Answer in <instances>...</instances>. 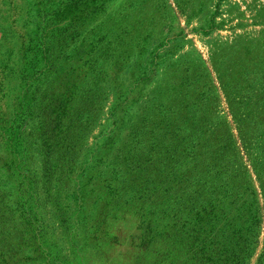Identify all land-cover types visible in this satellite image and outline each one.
I'll list each match as a JSON object with an SVG mask.
<instances>
[{
	"label": "rangeland",
	"instance_id": "1",
	"mask_svg": "<svg viewBox=\"0 0 264 264\" xmlns=\"http://www.w3.org/2000/svg\"><path fill=\"white\" fill-rule=\"evenodd\" d=\"M236 242L264 264V0H0V264Z\"/></svg>",
	"mask_w": 264,
	"mask_h": 264
},
{
	"label": "trees",
	"instance_id": "2",
	"mask_svg": "<svg viewBox=\"0 0 264 264\" xmlns=\"http://www.w3.org/2000/svg\"><path fill=\"white\" fill-rule=\"evenodd\" d=\"M230 245H231V243H230ZM232 245L235 247V250L230 251L229 254H228V252H226V255H224V256H226L225 260H224V264H244V262H245L244 260L248 259V256H249L246 245L245 244L240 245V242L232 243ZM200 253L202 255H204L205 250L202 249ZM215 254H217L218 259L220 261L219 253H215ZM207 259L212 261L213 264H218V259L212 257V255H208Z\"/></svg>",
	"mask_w": 264,
	"mask_h": 264
}]
</instances>
